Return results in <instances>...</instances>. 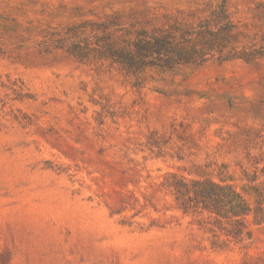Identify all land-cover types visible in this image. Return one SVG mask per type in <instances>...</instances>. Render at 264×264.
Listing matches in <instances>:
<instances>
[{
    "label": "rangeland",
    "instance_id": "obj_1",
    "mask_svg": "<svg viewBox=\"0 0 264 264\" xmlns=\"http://www.w3.org/2000/svg\"><path fill=\"white\" fill-rule=\"evenodd\" d=\"M221 4L223 52L263 57L137 73L104 57ZM180 179L264 184V0H0V264H261L264 228L215 246Z\"/></svg>",
    "mask_w": 264,
    "mask_h": 264
},
{
    "label": "trees",
    "instance_id": "obj_2",
    "mask_svg": "<svg viewBox=\"0 0 264 264\" xmlns=\"http://www.w3.org/2000/svg\"><path fill=\"white\" fill-rule=\"evenodd\" d=\"M234 25L224 4L213 11L209 21L196 28H171L155 36L141 37L126 47H109L104 57H110L128 72L137 73L147 67L175 69L197 67L208 60L212 52L218 60L241 59L254 62L263 57L252 51L247 54H225L233 36ZM172 188L177 207L184 214L207 213L213 219L214 245L222 248L230 244L246 249L253 239V227L264 228V184L246 186V198L234 186L210 180H175ZM223 240L218 242L219 237ZM264 264V259L262 263Z\"/></svg>",
    "mask_w": 264,
    "mask_h": 264
}]
</instances>
